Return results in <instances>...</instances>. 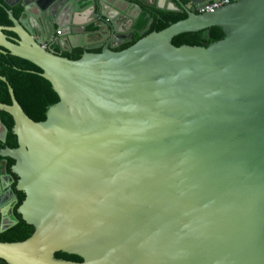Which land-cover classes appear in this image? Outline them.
I'll return each mask as SVG.
<instances>
[{"label":"water","instance_id":"water-1","mask_svg":"<svg viewBox=\"0 0 264 264\" xmlns=\"http://www.w3.org/2000/svg\"><path fill=\"white\" fill-rule=\"evenodd\" d=\"M216 1L3 0L22 11L5 8L0 53L39 68L58 101L35 122L0 76L17 139L0 157L14 161L17 212L34 229L0 242V260L264 264V0L200 11ZM151 11L186 18L148 33ZM142 14L140 39L115 51ZM211 27L221 40L172 44ZM56 31L63 51L85 50L79 59L45 49ZM7 131L0 120V143Z\"/></svg>","mask_w":264,"mask_h":264},{"label":"trees","instance_id":"trees-1","mask_svg":"<svg viewBox=\"0 0 264 264\" xmlns=\"http://www.w3.org/2000/svg\"><path fill=\"white\" fill-rule=\"evenodd\" d=\"M3 0H0V25L11 26L8 19ZM13 16L18 19L21 15V7L16 6L9 9ZM161 16L155 19L152 23L148 33L153 31H160L166 28L169 24L175 23L179 20L185 19L186 14L182 13H160ZM147 20L140 18L136 25V33L132 42L125 45L121 50L131 46L140 39L139 32L145 27ZM9 37H15L10 32H4ZM222 29L219 27H211L207 31H197L180 34L172 39V44L176 47L181 45L202 46L206 47L212 42L221 40L223 38ZM81 57V51H78L71 57V60H77ZM38 73L41 70L32 63L11 56L9 53H0V76L6 78L7 83L13 89L14 96L19 102L25 114L35 122L43 121L48 108L58 101L57 95L51 88L49 82L40 77ZM49 96V98H48ZM0 103L10 104L7 85L0 80ZM0 118L11 129L12 121L8 114L0 111ZM12 139L14 136L11 135ZM15 147L16 145L13 144ZM24 195H21V200ZM33 227L20 220L19 224L9 231L6 235L0 236V242H21L29 238L33 233ZM56 260H66L72 262H81V258L68 255L62 252L55 253ZM0 264H6L0 260Z\"/></svg>","mask_w":264,"mask_h":264},{"label":"flooded vegetation","instance_id":"flooded-vegetation-1","mask_svg":"<svg viewBox=\"0 0 264 264\" xmlns=\"http://www.w3.org/2000/svg\"><path fill=\"white\" fill-rule=\"evenodd\" d=\"M151 12H152L151 17H153V22L155 19L160 18L161 12H153V11ZM142 17H144V14L141 15V18ZM135 30H136V26H135ZM60 34H62L61 31H56L55 36L50 41L45 42L44 44L45 49L50 50L53 53L59 54L62 57L68 58L70 60H71V57H73L74 54L77 53L78 51H81V55L85 52L83 48L73 49L71 52L63 51L62 49H67L70 43H68L67 41L66 43L67 45L62 44L61 46H59L57 44L59 40L57 35H60ZM134 35H133V38H134ZM89 41L90 42L88 43L89 44L88 47L90 48V50H88V52L99 53L101 50V45H102L101 38L99 41H93L92 39H89ZM127 44L128 43L121 45L119 48L115 49V51H120L121 48H123ZM11 121H12V118H11ZM1 122L6 126V124L2 120ZM12 127H13V121H12ZM12 127L11 129L7 127L8 131H7L5 143H0V152L8 148L12 149V148L17 147V139L12 133ZM11 135L14 136V139H12ZM13 144H15L16 146L14 147ZM13 165H14V161L12 159L0 157V203H1V206H0V236L6 235L9 231H11L13 228H15L19 224L20 220H22L20 214H18L17 212V209L24 199L23 198L21 200V195H24V194L16 190L18 177L11 173V169Z\"/></svg>","mask_w":264,"mask_h":264},{"label":"built area","instance_id":"built-area-1","mask_svg":"<svg viewBox=\"0 0 264 264\" xmlns=\"http://www.w3.org/2000/svg\"><path fill=\"white\" fill-rule=\"evenodd\" d=\"M234 0H219L216 2H210L203 6V8L200 11H207V10H215L221 6L228 5L232 3Z\"/></svg>","mask_w":264,"mask_h":264},{"label":"crops","instance_id":"crops-1","mask_svg":"<svg viewBox=\"0 0 264 264\" xmlns=\"http://www.w3.org/2000/svg\"><path fill=\"white\" fill-rule=\"evenodd\" d=\"M93 41H99L100 38L98 36H94L93 38H91Z\"/></svg>","mask_w":264,"mask_h":264}]
</instances>
